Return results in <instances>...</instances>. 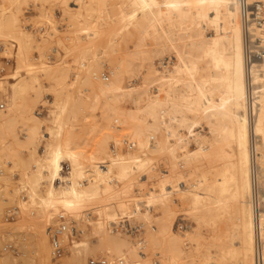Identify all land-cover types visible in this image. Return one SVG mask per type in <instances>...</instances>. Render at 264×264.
<instances>
[{"label": "rangeland", "instance_id": "374dc122", "mask_svg": "<svg viewBox=\"0 0 264 264\" xmlns=\"http://www.w3.org/2000/svg\"><path fill=\"white\" fill-rule=\"evenodd\" d=\"M133 2L134 0H0V81L7 89L14 82L25 81L26 84L17 93L18 108L11 128L0 134V264H88L90 258H104L108 264H118L119 260L127 264V259L132 258L129 249L121 247L119 251L122 252L118 256L114 245L109 250L106 246L99 245V236L93 233L96 224L106 233L130 236L136 247L135 251L143 255V259L139 260L140 264H177L171 263V256H167L169 254L163 250L166 247L165 237L168 236L163 231L167 225H170L171 232L177 237L176 245L183 251L182 264H202L207 255L217 259L221 255L220 249L226 245L222 243L228 242L227 232L231 231L235 222L232 216L233 204H229L225 213L217 216L211 225H202L196 222V217L203 203L200 202L196 207V213L194 209L189 213L179 210L183 195L178 187L171 185V190L175 193L168 205L173 214L166 216L157 205L148 203L149 200L140 195L141 185L138 187L135 184H140L141 181L146 187L156 184L160 180V173L169 167L168 155H156L153 150L154 142L159 141V135H150L154 142L149 147L140 148L139 141L131 131L115 122L111 108L114 106L123 111L134 110L132 97L125 96L120 91H110L102 95L98 90L103 84L99 77L108 73V82L114 81L123 91H126L127 86L134 85L141 95L144 90L153 93L155 86L151 85H154V81L153 84L150 81L156 77L149 67L153 64L160 67L158 64L161 63L171 68L176 62L168 52H164L163 56L159 54V48L151 37L155 35L156 29L148 27V20L137 18L131 24L129 20L127 22L133 8L135 10ZM174 31L177 34L183 33L177 29ZM206 34L214 35V31L209 29ZM43 69L47 71L42 73ZM148 70L152 71L148 73ZM161 70L162 68L159 69ZM218 98L220 94L216 93V99ZM4 103L7 113L8 100ZM61 104H67V113L62 124L65 127L62 128L70 146L81 154L80 163L87 170H92L96 163L109 168L113 158L109 151L111 144L117 148L116 156L126 154L127 151L121 149L123 139L134 142L136 148L132 151L149 159L151 166H146L144 172L132 174L131 178L137 179L132 182L133 187L131 185L127 195L123 194L124 197L104 200L106 196H103L101 199L104 201L101 200L94 210H76V215L80 216L77 218L81 220L84 217L82 223L88 230L86 237H83L78 223L69 215L75 228L74 237H70L64 255L52 261L48 259L41 236L45 235V230L53 222L56 213L48 216L44 214L47 213L45 211L31 209V191L24 174L37 169L34 168L37 160L43 163L42 159L54 143L51 133L56 131L55 116ZM29 113L36 120H27L26 115ZM143 120L144 123L149 122L148 117ZM196 130L207 134L204 124ZM195 148L196 145L190 141L188 149ZM45 150L46 153H43ZM260 151L264 156V149ZM175 165L178 174L184 177L183 188H190L201 178V170L191 173L183 161ZM62 166V174L65 176L70 166L66 161ZM40 168L41 165L37 170ZM117 173L118 170L112 168L109 174L112 179L110 185L116 193L128 183L119 180ZM263 176L264 164L263 169L258 172L257 180L260 212L264 204ZM47 181L45 177L41 180L42 185L38 187L40 194L47 189ZM22 190H25L24 200L20 194ZM106 200H121L123 203L139 201L142 215L132 218L119 216L113 220L115 202L112 204ZM109 204L112 205L110 208L107 207ZM145 210H148L149 219L144 217ZM87 214L89 220H86ZM124 221L131 226L142 225L141 234L135 233L133 229L113 230L109 226ZM194 232L200 233L198 241L191 238ZM217 237L221 245L213 243L211 239ZM222 237L224 238L221 239ZM139 238L145 241L141 249L137 246ZM85 242L89 247L86 250L83 247ZM6 244H11L16 249V254L4 252L3 247ZM161 251L165 255H161ZM226 260L227 264H237L230 262L229 258Z\"/></svg>", "mask_w": 264, "mask_h": 264}, {"label": "bare ground", "instance_id": "6f19581e", "mask_svg": "<svg viewBox=\"0 0 264 264\" xmlns=\"http://www.w3.org/2000/svg\"><path fill=\"white\" fill-rule=\"evenodd\" d=\"M259 2L264 7V0ZM133 4L135 10L133 8L127 22L129 20L131 24L138 19L148 20L150 24L147 26L156 29L155 35L151 37L159 48V54L163 56L164 52H168L176 62L171 68L161 63L158 64L160 67L154 64L149 67L156 77L150 81L152 84L154 81V85L150 83L151 87L155 86L153 93L144 90L142 96L134 85L127 86L126 91H123L114 81H101L103 84L98 88L102 95L110 91H120L125 96L132 97L134 110L123 111L114 106L111 108L115 122L131 131L139 141L140 148L149 147L154 142L150 135H159V141L154 142L153 150L156 155H168L169 159H166L169 160V167L160 173V180L155 181L156 184L146 187L142 181L140 184L135 183L138 187L141 185L142 193L139 194L144 195L149 200L148 203L157 205L164 215L171 216L173 211L168 202L175 193L171 190L173 184L183 195L179 210L189 213L194 209L196 213V207L202 202L203 206L199 209L196 222L207 226L211 225L217 216H222L229 204H233L232 216L235 222L231 231L227 232L228 242L222 243L226 245L220 249L221 255H218L217 259L207 255L202 264H227L226 258L237 264H253V246L256 239L262 243L264 258V204L261 212L255 213L250 157V139L254 135L258 138L254 147V163L258 171H261L264 164V156L260 151L264 149V68L262 76L256 75L253 79L258 93L257 114L253 125L249 126L246 117L243 28L237 0H134ZM175 29L183 33L177 34ZM209 29L214 31V35L207 36ZM259 29L261 27L257 26L256 30ZM261 38L264 41V33ZM152 70H148V73ZM46 71L43 69L42 73ZM24 82H14L10 84V89H7L0 81V100H8V112L6 113L5 108L0 114V134L10 129L15 120L14 113L18 108L17 93L25 88ZM216 93L220 94V98L216 99ZM58 110L55 116L56 125L54 124L56 131L51 133L54 143L47 153L46 150L43 151L46 153L42 159L43 163L37 162L38 160L34 162V168L38 169L41 165L40 170L24 174L31 191L29 205L33 207L31 209H37L36 211L47 212L44 213L47 215L56 213L55 217L61 211L71 215L74 222L78 223L83 237H86L88 230L82 223L84 217L81 220L77 218L80 216L76 215V210H94L102 202L103 196H106L105 200L119 199L123 194L127 195L137 179H132V174L144 172L146 166L151 165L149 159L142 158L132 151L135 146L131 150H125L127 153L124 155L116 156L117 150L114 154L109 150L113 154H110L113 158L109 168L96 163L92 170H87L80 163L81 154L70 146L63 129L65 126H62L67 104L59 105ZM144 117H148L149 122L144 123ZM26 119L34 121L36 117L29 113ZM202 124L205 125L207 134L196 130ZM190 141L196 145L193 150L188 149ZM64 161L70 166L65 176L62 174ZM179 161H183L191 173L200 170L202 173L196 184L188 189L182 187L184 177L176 170L175 164ZM112 168L118 170L119 180L128 181L122 191L117 193L110 185L112 179L109 174ZM44 177L48 179V187L46 186L45 192L40 194L38 187L42 185L41 180ZM262 192L264 195V188ZM108 202L113 204L115 201ZM123 202L119 200L113 204L116 211L115 215L112 214L113 220L119 216L132 218L141 214L139 201ZM111 206L107 205L108 208ZM145 211L144 217L149 219L148 210ZM55 217L49 226L55 223ZM93 228V233L99 236V245L106 246L108 250L114 245L118 256L122 252L119 251L120 248L126 247L132 257L127 259V264H140L139 260L143 259V255L135 251L136 247L130 236L106 233L99 224ZM163 232L168 234L163 250L169 254L167 256H171L170 262L182 264L183 251L176 245L177 237L171 232L170 225H167ZM41 237L48 259L52 260L48 239L44 234ZM191 238L198 241L200 233H192ZM211 239L213 243H221L218 237ZM83 247L85 250L89 248L86 242ZM217 247L220 248L219 245ZM165 252L161 251V255H165ZM118 263L123 264V261L119 260Z\"/></svg>", "mask_w": 264, "mask_h": 264}, {"label": "built area", "instance_id": "2783aa9c", "mask_svg": "<svg viewBox=\"0 0 264 264\" xmlns=\"http://www.w3.org/2000/svg\"><path fill=\"white\" fill-rule=\"evenodd\" d=\"M239 19L243 28V42H244V63H245V81H246V117L248 119L249 126L253 125L257 114V98L258 93L256 85H254L253 79L257 76H262L264 68V41L261 38L264 33V7L259 1L250 0H237ZM257 26H260L259 31L256 30ZM99 79L102 82H107L109 79L108 73L100 75ZM5 110V103L0 100V114ZM258 140L254 135L250 139V157H251V182L253 185V199L255 213L260 211V196L257 189L258 169L254 163L256 153L254 150L255 143ZM135 148L133 142L123 139L121 141L122 150H131ZM110 150L114 154L116 148L114 145H110ZM112 154V155H113ZM22 199H26L25 190L20 191ZM90 217L87 214L86 220ZM73 221L63 211L59 212L55 217V223L53 226H48L45 230V235L49 242V255L50 258L55 261L60 259L65 253V247L70 242V237H74L75 228L72 225ZM113 230L128 229L135 230V233L141 234V225L131 226L127 221L118 223L117 225H109ZM144 241L139 238L137 241L138 248H142ZM4 252H10L16 254V249L11 244H6L3 247ZM253 264H264L262 243L259 239L255 240L253 246L252 255ZM88 264H108L104 258L88 260ZM121 264V263H118Z\"/></svg>", "mask_w": 264, "mask_h": 264}]
</instances>
